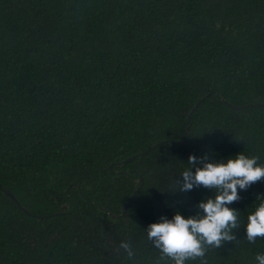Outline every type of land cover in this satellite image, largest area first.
Returning a JSON list of instances; mask_svg holds the SVG:
<instances>
[{
  "label": "trees",
  "instance_id": "obj_1",
  "mask_svg": "<svg viewBox=\"0 0 264 264\" xmlns=\"http://www.w3.org/2000/svg\"><path fill=\"white\" fill-rule=\"evenodd\" d=\"M255 103L264 0H0V264H158L148 225L215 195L174 192L190 155L264 165ZM238 193L237 239L206 264L264 253L244 228L264 181Z\"/></svg>",
  "mask_w": 264,
  "mask_h": 264
},
{
  "label": "clouds",
  "instance_id": "obj_2",
  "mask_svg": "<svg viewBox=\"0 0 264 264\" xmlns=\"http://www.w3.org/2000/svg\"><path fill=\"white\" fill-rule=\"evenodd\" d=\"M258 159L243 153L220 162H207V154L200 158L195 155L188 157L191 167L180 174L182 181L174 180V192L204 187L215 190V195L201 200L196 205L198 211L194 216L185 218L176 212L172 219L161 217L160 222L148 225L145 230L147 239L159 250V261L185 264L186 261L200 259L202 264H206L204 257L210 248L219 249L237 239L233 229L240 228L238 210L228 205L241 199L238 189L247 190L252 184L264 181V165L258 164ZM244 228L249 243L264 238V200L248 215ZM119 247L129 259L133 257L129 242L121 241ZM255 261L264 264V253H257Z\"/></svg>",
  "mask_w": 264,
  "mask_h": 264
},
{
  "label": "water",
  "instance_id": "obj_3",
  "mask_svg": "<svg viewBox=\"0 0 264 264\" xmlns=\"http://www.w3.org/2000/svg\"><path fill=\"white\" fill-rule=\"evenodd\" d=\"M204 97H205V95L202 96V97L200 98V100L203 99ZM221 101H223V103H224L226 106L230 107V108H233V107H234L232 104L225 102L223 99H221ZM251 105L264 106V103L247 104V105H243V107H244V106H251ZM194 106H195V105H193L192 108L190 109V111L187 113L186 120H188V118H189V116H190V113H191V111L193 110ZM186 131H187V127H186ZM184 138H185V136H184ZM182 140H183V139H182ZM182 140H180V141H175V142H173V143H174L175 145H180L181 142H182ZM162 142H163V140L157 141V142H155L154 144H152L149 148L151 149V148H153V147H155V146L161 144ZM147 150H148V149H145V150H143V151H140L139 154L145 153ZM133 157H134V155H131V156L125 158V160H131ZM139 187H140V183H138V185L135 187V189L129 194V196H128L127 199H126V202H127L128 200H130V199L135 195V193H136V191L138 190ZM0 188H1V186H0ZM4 193H5L8 197H10V198L15 202L17 208H18L21 212H23V213H27V211H26V210L23 208V206H22V205L16 200V198L13 196V194H12L10 191H8V190H4ZM123 208H124V205H123V207H122V211L120 212V214H122V212H123ZM109 215H110L111 218H116V217H118V215H115V214H113V213H109Z\"/></svg>",
  "mask_w": 264,
  "mask_h": 264
}]
</instances>
